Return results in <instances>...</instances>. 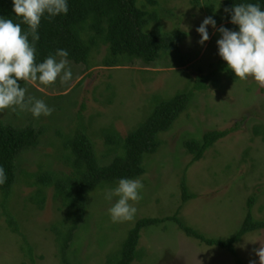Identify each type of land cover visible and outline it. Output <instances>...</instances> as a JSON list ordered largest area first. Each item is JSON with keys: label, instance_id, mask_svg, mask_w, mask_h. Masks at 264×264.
I'll return each instance as SVG.
<instances>
[{"label": "rangeland", "instance_id": "obj_1", "mask_svg": "<svg viewBox=\"0 0 264 264\" xmlns=\"http://www.w3.org/2000/svg\"><path fill=\"white\" fill-rule=\"evenodd\" d=\"M156 1L154 7L145 6L149 12L154 9L159 18L147 30L185 32L178 56H164L152 67L138 61L105 67L102 61L107 51L101 47L92 53L89 69L69 61L73 78L66 83L57 80L46 86L29 81L26 98L42 99L54 109L51 116L35 119L27 110H0L5 122L31 124L44 130L37 147L17 161V182L7 210L16 219L20 234L11 232L8 217L0 207V264H61L57 238L68 231L71 223H64V219L70 213L55 197L53 187L46 190L42 209L28 198L36 191L32 184L40 171L58 175L71 172L64 161L68 156L63 150L67 137L80 130L92 141L99 161L106 164L113 155L105 145L104 131L126 136L147 119L157 104L191 89L213 65L224 62L217 54L219 33L209 27L210 38L200 45L196 32L208 16L216 20L217 28L227 24L223 0H199L197 4L192 0ZM137 2L142 6L143 0ZM215 81L206 90L194 93L187 111L168 132L160 134L157 153L145 157L146 173L139 178L144 185L142 199L134 205V220L111 222V203L104 199L105 191L111 188L87 197L84 221L66 252L70 264H106L108 257L120 252L138 220L172 217L179 208L177 217L185 226L217 240L238 232L249 200L253 201V219L264 220V87L251 78L232 82L221 73ZM228 129L234 130L216 142L200 161L192 162L184 148L185 140ZM183 177L193 195L184 204L180 187ZM260 243L264 244V230L243 236L232 255L200 244L175 222L164 220L141 232L140 258L134 264H259L254 250Z\"/></svg>", "mask_w": 264, "mask_h": 264}, {"label": "trees", "instance_id": "obj_2", "mask_svg": "<svg viewBox=\"0 0 264 264\" xmlns=\"http://www.w3.org/2000/svg\"><path fill=\"white\" fill-rule=\"evenodd\" d=\"M192 1L194 4L199 2ZM241 2L259 3L264 9V0H223L224 10ZM156 5V0H143L142 6H138L137 0H68L69 10L66 15L54 18L45 16L41 19L38 29L40 38L36 42V62H42L57 49H66L70 62L89 69L92 53L101 47H105L107 51L102 61V66L105 67L133 65L137 61L146 67H152L164 56H178L180 44L186 37L185 32L179 29L169 33L158 29L147 30L148 26L157 23L159 18L154 9L149 12L145 6ZM212 9L213 7H210L208 10L211 12ZM0 16L20 22L12 12L11 0H0ZM223 19L227 22L224 27L235 29V26L228 22L229 16L226 12ZM21 28L22 31L27 30L26 25L22 24ZM29 40L31 41V37ZM219 73L225 74L232 82L240 80L227 69L225 62H218L211 67L208 74L201 76L191 89L157 104L147 119L126 136L121 137L113 131H104L102 135L105 145L113 155L106 164L99 161L92 141L80 130L72 137H67L63 142V150L68 155L64 161L71 172L68 175H58L49 170L40 171L32 184L36 186V191L28 198L38 209H42L45 192L53 187L55 197L61 200L62 206L70 213V216L64 219V223H71L68 231L64 236L57 238L61 264H70L66 252L79 225L84 221L87 197L93 192L116 186L120 178L143 176L146 173L145 157L157 153L161 146L160 134L168 132L180 115L187 111L196 91L206 90L209 83H216L215 77ZM20 86L26 89L30 83L20 81ZM233 130L206 132L200 139L185 140L184 148L191 156L192 162H198L216 142ZM43 131L31 124L16 126L0 118V166H3L7 175L6 182L0 186V207L8 217L7 222L14 234H20L18 224L7 210V206L17 182V161L23 153L37 147ZM180 187L181 202L184 204L193 198L187 189L185 177L182 178ZM252 203L253 201L249 200L247 214L238 232L226 240L206 238L185 226L177 217L180 208L172 217L142 218L129 232L120 252L108 257L106 264H134L140 258L138 245L141 232L148 227L162 224L164 220L175 222L187 236L200 244L215 246L234 255V246L243 236L264 230V220H255L252 217Z\"/></svg>", "mask_w": 264, "mask_h": 264}, {"label": "clouds", "instance_id": "obj_3", "mask_svg": "<svg viewBox=\"0 0 264 264\" xmlns=\"http://www.w3.org/2000/svg\"><path fill=\"white\" fill-rule=\"evenodd\" d=\"M11 3L20 22L0 16V110L19 108L29 111L35 119L49 117L54 109L42 99L26 98V89L20 86V81H38L47 86L73 78L66 49H57L39 63L35 59L41 19L66 15L68 0H11ZM224 11L236 30L223 25L217 28L216 20L208 16L196 28L198 43L204 45L209 40L211 27L219 33L217 54L234 77L242 81L251 78L264 87V9L259 3L241 2ZM22 24L27 26L26 31H22ZM6 180L5 169L0 166V186ZM143 187L139 178H120L114 188L105 191L104 199L111 203L108 214L112 223L134 220L137 213L134 205L142 199ZM254 251L259 264H264V244L260 243Z\"/></svg>", "mask_w": 264, "mask_h": 264}]
</instances>
